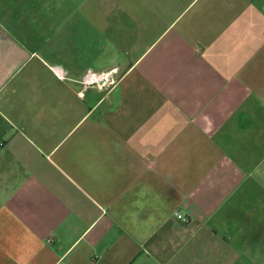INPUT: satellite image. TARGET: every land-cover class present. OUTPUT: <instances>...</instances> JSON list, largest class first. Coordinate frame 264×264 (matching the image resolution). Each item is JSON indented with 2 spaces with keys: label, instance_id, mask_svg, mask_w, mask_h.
Returning a JSON list of instances; mask_svg holds the SVG:
<instances>
[{
  "label": "crops",
  "instance_id": "obj_1",
  "mask_svg": "<svg viewBox=\"0 0 264 264\" xmlns=\"http://www.w3.org/2000/svg\"><path fill=\"white\" fill-rule=\"evenodd\" d=\"M258 203L264 0H0V264H264Z\"/></svg>",
  "mask_w": 264,
  "mask_h": 264
},
{
  "label": "built area",
  "instance_id": "obj_2",
  "mask_svg": "<svg viewBox=\"0 0 264 264\" xmlns=\"http://www.w3.org/2000/svg\"><path fill=\"white\" fill-rule=\"evenodd\" d=\"M51 69H52V72L55 74V76L59 80H62V81L68 80V76H67L65 70L62 69L61 67L53 66ZM80 83L82 86H84L83 92H85L86 90H88L91 87L101 88V87H106V86L112 85L114 83V79L112 78V76H110V74H100V73L97 74L93 70H88L86 75L83 76ZM175 216L177 217L178 220H180L182 223H184V225L189 222L188 218L179 212H176Z\"/></svg>",
  "mask_w": 264,
  "mask_h": 264
},
{
  "label": "rangeland",
  "instance_id": "obj_3",
  "mask_svg": "<svg viewBox=\"0 0 264 264\" xmlns=\"http://www.w3.org/2000/svg\"><path fill=\"white\" fill-rule=\"evenodd\" d=\"M257 201H258V199L256 200V202ZM256 207H258V215L261 218V216H262L261 215L262 214V208H264V207H263V205L261 203L260 204L258 203V205ZM261 225H262V227L264 229V222H262ZM262 235H263V231H261L258 227L257 228L254 227L253 235L251 237L253 248H254V252L253 253L250 252V255L253 256V257L257 256L259 261L264 260V238H262ZM248 239H250V237ZM257 241L259 243L258 245H260V246L256 245ZM247 258H249V257H247ZM244 262H247V261H244ZM244 264H257V263L249 262V263H244Z\"/></svg>",
  "mask_w": 264,
  "mask_h": 264
}]
</instances>
